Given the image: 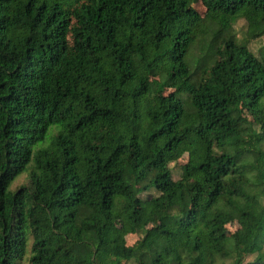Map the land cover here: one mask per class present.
<instances>
[{
    "label": "trees",
    "instance_id": "trees-1",
    "mask_svg": "<svg viewBox=\"0 0 264 264\" xmlns=\"http://www.w3.org/2000/svg\"><path fill=\"white\" fill-rule=\"evenodd\" d=\"M238 20L263 38L264 0H0V264H264Z\"/></svg>",
    "mask_w": 264,
    "mask_h": 264
},
{
    "label": "rangeland",
    "instance_id": "rangeland-1",
    "mask_svg": "<svg viewBox=\"0 0 264 264\" xmlns=\"http://www.w3.org/2000/svg\"><path fill=\"white\" fill-rule=\"evenodd\" d=\"M194 8L200 13L203 17L206 15V10L205 8L200 4H196ZM233 31L236 36V42L239 47L245 48L248 50L250 53L254 55H259V52H263L264 48V37L258 40H247L246 38V26L245 22L243 20H238L237 22L234 23L233 25ZM262 49V50H261ZM249 119H253L251 115H247ZM176 161L178 165L184 164L188 161V155L186 153H178L176 155ZM175 178H178V175L175 173L174 174ZM27 175H22L20 178H18L14 184L12 185V189H16L23 185L26 182ZM225 219V226L227 229V234L231 235L232 233L236 232L239 228V225L237 224L236 221H234L231 217L229 216H224ZM139 238L137 235H128L126 236V243L127 245L131 246L133 245L136 241H138Z\"/></svg>",
    "mask_w": 264,
    "mask_h": 264
}]
</instances>
